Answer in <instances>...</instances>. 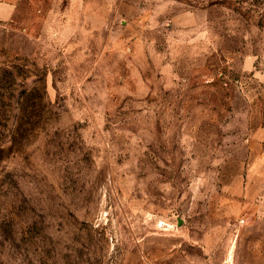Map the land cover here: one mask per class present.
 Returning a JSON list of instances; mask_svg holds the SVG:
<instances>
[{"label":"rangeland","instance_id":"rangeland-1","mask_svg":"<svg viewBox=\"0 0 264 264\" xmlns=\"http://www.w3.org/2000/svg\"><path fill=\"white\" fill-rule=\"evenodd\" d=\"M0 264H264V0L0 21Z\"/></svg>","mask_w":264,"mask_h":264},{"label":"crops","instance_id":"crops-1","mask_svg":"<svg viewBox=\"0 0 264 264\" xmlns=\"http://www.w3.org/2000/svg\"><path fill=\"white\" fill-rule=\"evenodd\" d=\"M24 0H0V21H9L18 13Z\"/></svg>","mask_w":264,"mask_h":264}]
</instances>
